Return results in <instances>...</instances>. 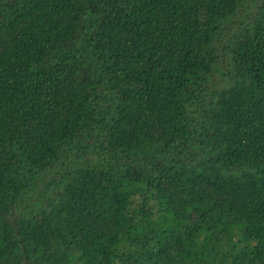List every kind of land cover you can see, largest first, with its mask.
I'll return each instance as SVG.
<instances>
[{
  "label": "trees",
  "instance_id": "trees-1",
  "mask_svg": "<svg viewBox=\"0 0 264 264\" xmlns=\"http://www.w3.org/2000/svg\"><path fill=\"white\" fill-rule=\"evenodd\" d=\"M0 264H264V0H0Z\"/></svg>",
  "mask_w": 264,
  "mask_h": 264
}]
</instances>
